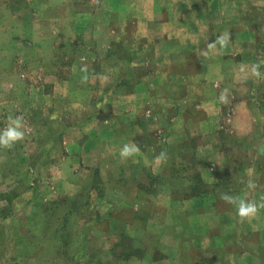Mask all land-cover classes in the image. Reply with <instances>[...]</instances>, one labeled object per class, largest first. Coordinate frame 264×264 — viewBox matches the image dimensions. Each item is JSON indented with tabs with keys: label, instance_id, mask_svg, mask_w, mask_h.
Masks as SVG:
<instances>
[{
	"label": "rangeland",
	"instance_id": "rangeland-1",
	"mask_svg": "<svg viewBox=\"0 0 264 264\" xmlns=\"http://www.w3.org/2000/svg\"><path fill=\"white\" fill-rule=\"evenodd\" d=\"M254 1L163 0L153 4V11L160 7L162 16L176 14L180 22L163 27L171 38H152L154 26L148 36L134 30L133 16L139 12L133 0H0V130L9 116H20L25 132L11 149L0 148V212H6L0 215V264H73L77 257L79 264H264V248L257 247L264 234L256 230L264 224V209L241 221L235 207L220 199L221 193L264 196V80L251 72L259 63L264 73V0ZM205 8L211 18L225 21L206 31L199 20L209 15ZM107 17L114 21L103 22ZM122 19H127L125 34ZM112 28L115 37L108 38ZM201 31L208 32L206 38ZM216 31L230 33L225 52L239 50L233 62L247 76L246 84L233 81L217 88L218 94L227 90V103L213 124L196 107L189 113L186 100L193 95L200 105L216 94V86L201 84L204 69L196 54L216 40ZM112 46L116 55L108 54ZM156 48L178 53L170 59ZM130 49L138 52L130 55ZM183 49L191 52L187 58L180 54ZM114 55L115 64L128 69L135 60L146 67L150 60L154 68L182 67V81L173 90L178 106L140 108L145 131L134 137L143 149L130 163L120 156L127 139L116 113L124 103L106 105L109 85L116 82V91L132 92L150 77L146 67L127 77L122 72L108 76L104 67ZM78 81L81 92L75 88ZM64 93L62 104L59 94ZM73 99L83 102L76 112ZM241 100L248 119L236 116ZM64 106L67 113L59 117ZM171 124L172 131L164 129ZM163 141L174 146L167 153L175 157L174 168H164L160 153L168 148L159 144ZM149 173L162 174V181H149ZM249 178L257 184L254 191L246 187ZM35 210L41 215L36 217ZM59 225L65 230H57ZM164 227L168 233H162Z\"/></svg>",
	"mask_w": 264,
	"mask_h": 264
},
{
	"label": "crops",
	"instance_id": "crops-1",
	"mask_svg": "<svg viewBox=\"0 0 264 264\" xmlns=\"http://www.w3.org/2000/svg\"><path fill=\"white\" fill-rule=\"evenodd\" d=\"M254 1V0H252ZM39 2V1H38ZM47 2V0H46ZM46 2L44 4V7L46 6ZM227 2V0H218L217 4H222L224 5ZM77 3H80V0H77ZM116 3V1H115ZM254 3L256 4V2L254 1ZM259 3V2H258ZM131 6H133L134 8H136L138 10V15L137 16H133V25L135 26L134 30L138 29V32L142 33L143 36H148V31L151 30V27L154 26L157 29V32L155 35H152V38L154 37H162L164 35H167L169 38L172 37V35L169 34V32L167 31H163V27L167 26L168 24H178L180 22V16L179 18L176 17V14H172L170 16H162V11L160 10V7H156L155 10L153 11L152 6L153 4L156 6L157 5H163V0L159 1V0H133V3H131ZM192 5H194V2H191ZM264 4V3H263ZM77 5V4H75ZM191 5V6H192ZM64 7L66 8V3L64 5ZM206 7V6H205ZM147 8V10L145 9ZM208 9L205 8L203 11H207ZM67 12V9H65L64 13ZM206 14H209L207 17H203L204 21L199 19L200 22H202V25L204 26V28L207 31V27L208 25L213 26L214 28H216L215 26H219V24H221L222 22H224L225 20H221L222 17L220 16L219 19L217 18H211V14L212 11H210V9L207 11ZM216 14V13H215ZM223 14V11H221V15ZM62 15H64L66 17L65 14L62 13ZM129 17V16H128ZM71 19V18H70ZM126 20L127 19H122L119 20V25H120V29H121V33L125 34L127 30H125V25H126ZM114 20L110 19L109 17H107V19H103V22H113ZM195 21H198V19H195ZM109 24V23H108ZM192 25L194 26V21H192ZM179 27H182L183 25H178ZM187 26L186 29L190 30H196V28H191V26L189 25H185ZM125 28V29H124ZM190 28V29H189ZM202 29V28H201ZM199 27L197 28V30H201ZM137 32V33H138ZM203 33L201 34H205L204 31H201ZM180 33V32H179ZM179 33L176 34L175 37H178ZM217 33V37L222 35L221 31L218 33V31H216ZM115 32L114 29L112 28L109 32H108V38L109 36L111 38L115 37ZM139 34V33H138ZM208 34V32L203 36L206 38V35ZM140 36V35H139ZM214 38H217L215 34H213ZM209 45V44H208ZM208 45H206V47H202L201 50H198L196 52L197 56L200 59V63L204 69L203 74H202V79H201V84H206L207 86H216V94L212 95L211 98H207L202 100V102L199 104H196L195 101H192L191 99L195 96H188L187 97V102L189 104V113H192L193 110H195V107L199 110L204 111V114L206 115L205 119L208 117L209 120L208 121H212L211 123L216 124V120L219 117V113L221 111V100H220V95L221 93L218 94L217 92V88L219 90V88H221L223 85L228 84V82H240L243 81L244 84H246V82H244L245 77L243 76V73H238L237 71V65L235 62H233V58L234 56H236L238 53V51H236L233 55H228L231 53L225 52L227 47H221L219 44H216L215 47L213 48H209ZM217 48V51H215ZM117 50V49H116ZM136 52H138V50H135ZM134 50H129L130 55H134L136 52ZM213 51L217 52L214 53ZM155 52V51H154ZM156 53L158 55H167L168 57L170 56V59L176 55V53H178V50L175 49L167 51V52H163L161 50H159L158 48H156ZM191 52L189 50H184L183 52L180 50V54L183 55L184 57L187 58V56L190 54ZM108 54L112 55L115 54L116 55V51H115V47L112 46V48L109 50L108 49ZM115 55L114 58H108V62L107 64H105L106 66L104 67L105 71L110 75H113L117 77L118 73H121L127 77L131 72L136 70H141L144 69L145 66V62H137L135 60L132 61V64H130V68L128 69L125 64L121 67V66H117L115 64ZM118 55V54H117ZM206 56H208V62H206ZM206 62V63H205ZM235 63V64H234ZM142 64V65H141ZM234 64V65H233ZM234 66V67H233ZM164 66H161L159 68L152 66L151 65V60L147 63V67L146 70L147 72H149V77L147 80H143L142 83H139L138 88H136L134 91L130 92L131 90L128 91H124V92H119L116 91L115 88L117 87V83H113L112 85V90L111 93H109L108 95V99H107V104L106 105H111L112 107H114L116 105V101L122 102L124 103L122 106H120L118 108V112L116 113L117 118L119 116H121V123L124 129V133H126V142L127 144H135L139 147V156L140 153L142 152L141 150L143 149L142 146H140L139 144L136 143L135 141V137L134 135L137 134L141 135L142 133H144L145 128H144V122H146V118L143 115V113H138L141 107H147L149 104H153V106H162V107H166L168 106V104L171 106H178V103L176 102V97L175 94L173 93V90L175 89V84L178 82V84L182 81L180 80V77L182 76L181 73V68H177L175 67V65L171 64V66H165V69H163ZM131 69V70H130ZM152 69L154 70L152 72ZM234 70V74L232 77V73ZM102 71V70H101ZM96 74H98V71H95ZM93 76H97V75H93ZM185 77V75H184ZM188 77V75L186 76ZM74 82V81H73ZM136 84V83H135ZM134 84V85H135ZM50 87L52 86L51 83H49ZM44 86H47V84H45ZM75 88L76 90H79V92L82 91V87L83 85L78 81L75 83ZM137 86V85H136ZM163 89V92H162ZM169 93H166L168 92ZM154 94V96H153ZM66 94H59V98H60V103H66ZM89 102V101H87ZM70 103L75 107L74 108V112H76V109L79 107H82L81 103H83L80 100H76L73 99L72 101H70ZM160 105V106H159ZM247 104L245 101L241 100L239 102L236 103L235 108H237V112H236V116L240 117L242 116L243 118H247L248 119V114H247ZM135 108V109H133ZM202 108V109H201ZM239 108V109H238ZM113 109V108H112ZM138 109V110H137ZM63 111H60V114L58 115L59 117L61 116V114H66L68 110L65 106L62 109ZM114 110L116 111L117 108ZM72 111V110H70ZM122 111V112H121ZM181 111V110H180ZM236 111V109H235ZM121 112V114H120ZM95 113V112H94ZM92 113V119H97V113L94 114ZM62 115V116H64ZM182 115V113H181ZM61 116V117H62ZM115 116V117H116ZM246 119V120H247ZM114 119L111 118L110 120V124H113ZM95 121H92L90 127L94 126ZM66 129L68 128H72L69 127L68 125H63ZM173 124L170 125V127H172ZM74 130L76 131L78 129V127L73 126ZM107 127H110L109 125H107ZM242 128L241 129V133L246 132L245 130H247L246 128H243L244 126H239ZM165 129V128H164ZM131 130L133 132H131ZM169 132L173 130L172 128L167 129ZM82 133V128L78 129V132ZM243 131V132H242ZM84 133H87V131H83ZM170 137V135L166 134L164 135L165 139H168ZM171 141V140H170ZM170 141H166L167 144L169 146H167L168 150L165 152V154L167 155V153L170 152V150L174 147H172V145H170ZM73 145V144H72ZM142 148V149H141ZM129 158V159H128ZM127 158V162L124 161L125 163H130L135 161L136 157L135 156H131ZM126 159V158H125ZM116 162H114L112 165L115 166ZM120 164H124L123 162ZM164 165V164H163ZM119 166V163H118ZM207 173V172H206ZM204 177H205V173H204ZM134 197V196H133ZM167 204L170 203V199L167 200L166 202ZM187 203V200L184 201V204ZM169 205H172L169 204ZM137 207V206H136ZM144 209V208H142ZM146 210V209H145ZM259 214V213H258ZM259 230L260 235L263 233L264 234V224H260L256 230ZM169 228L168 227H164L162 228V233H168ZM173 230V227L171 226V229ZM254 230V229H253ZM255 231V230H254ZM174 236V239H177V235H175V231L174 233H172ZM164 236V235H163ZM264 236V235H263ZM261 236L260 241L257 244L258 249L264 248V237ZM264 263V262H263Z\"/></svg>",
	"mask_w": 264,
	"mask_h": 264
},
{
	"label": "clouds",
	"instance_id": "clouds-1",
	"mask_svg": "<svg viewBox=\"0 0 264 264\" xmlns=\"http://www.w3.org/2000/svg\"><path fill=\"white\" fill-rule=\"evenodd\" d=\"M231 39L230 33H225L216 38L215 41L208 45L209 48L215 47L219 44L221 47H225L229 40ZM260 64H254L252 66V76L258 81L264 80V73H261ZM82 72L86 71V68L81 69ZM82 79H87V77H82ZM227 90L220 95V100L222 103H227ZM8 123L6 127L0 130V148L11 149L14 145L23 140L25 132L23 131L24 122L23 118L20 116H9ZM139 152V147L135 144H124L120 150V156L122 158H128ZM160 157L163 160L166 159V154L161 152ZM214 179V178H213ZM246 187L249 190H255L257 188L256 182L249 178L247 180ZM220 199L225 203L233 205L236 210V214L241 221H244L250 217L256 216L261 209H264V196H261L259 200L256 199H244L238 195H230L228 193H221Z\"/></svg>",
	"mask_w": 264,
	"mask_h": 264
},
{
	"label": "trees",
	"instance_id": "trees-1",
	"mask_svg": "<svg viewBox=\"0 0 264 264\" xmlns=\"http://www.w3.org/2000/svg\"><path fill=\"white\" fill-rule=\"evenodd\" d=\"M166 130H167V128H165ZM140 144H141V142H140ZM159 144H161V145H166V146H169L168 144H167V142L166 141H163V142H159ZM141 146V145H140ZM158 151H160L161 152V150H158ZM163 153H165V152H163ZM175 158V157H174ZM174 158L173 157H169V156H167L166 155V159L165 160H163L164 161V168L166 169V168H168L169 166L170 167H172L173 166V164H176L177 162H175V160H174ZM232 159H233V157H232ZM168 166V167H167ZM172 168H174V166L172 167ZM98 172L99 171H96L95 173H96V175L98 174ZM162 174H160V176H161ZM159 175H154V174H152V173H149V174H147V178H148V180L149 181H151V182H161L162 180H161V177H160ZM135 177V176H134ZM136 178V177H135ZM150 178V179H149ZM140 182H139V186L142 188V189H144L143 188V186H142V180H141V178H139L138 179ZM153 184V183H152ZM145 191H148L147 190V188L146 189H144ZM118 195V194H117ZM5 198H7L6 197V194H4L3 195ZM9 198H7V201H11V200H8ZM63 203V202H62ZM76 204V202H74V203H72V205L70 206V207H73L74 205ZM120 204H122V205H124V204H126L124 201H122V202H120ZM133 204H134V201L133 202H130L129 203V205L131 206H133ZM119 206H121V205H119V203H118V198H117V203H116V207H118L119 208ZM45 207V206H44ZM114 209H112V211H113ZM112 211H109L107 214L108 215H110V213L112 212ZM3 209L1 210V212H0V215H2V216H5L6 214V212H3ZM34 214L36 215V217L38 216V215H41L40 214V212L39 211H37V210H35L34 211ZM66 227H68V225L66 224L65 225ZM113 226H114V224H113ZM65 230V227L63 226V225H59L58 227H57V230ZM82 260H80V258L79 257H77V258H75V260H72V262H73V264H79L80 262H81Z\"/></svg>",
	"mask_w": 264,
	"mask_h": 264
}]
</instances>
